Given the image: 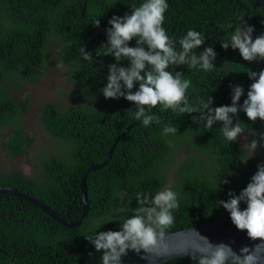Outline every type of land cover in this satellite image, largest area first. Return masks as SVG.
<instances>
[{
    "label": "trees",
    "instance_id": "16d2710c",
    "mask_svg": "<svg viewBox=\"0 0 264 264\" xmlns=\"http://www.w3.org/2000/svg\"><path fill=\"white\" fill-rule=\"evenodd\" d=\"M0 0V146L5 154H20L31 137L22 130L19 113L28 99L16 98L8 91L39 77L44 68L45 45L49 35L59 40V59L68 65L67 78L75 83L74 95L79 99L65 108L52 101L43 104L40 122L52 136L70 143L68 155H51L42 161L39 178L22 174L15 169L0 172V184L15 186L41 199L55 212L74 219L80 211L78 179L89 162H98L114 135L134 120L127 110L135 105L125 100L105 99L100 89L107 83L108 65L116 63L103 53L107 43L105 29L108 20L131 14L143 0ZM251 0H166L162 27L176 42L188 30L206 36L198 55L211 45L216 52L215 67L208 72L199 67L170 65L168 71L181 72L182 79L191 81L186 91L190 104L210 95L212 107L231 104V87L242 86L246 99L248 72L259 73L264 61H244L238 50H224L220 42L230 37L239 18L254 27L253 39L264 34V0L254 6ZM247 9V10H244ZM100 20L94 27L92 21ZM232 27L229 28L228 25ZM129 46H136L135 38ZM80 47L92 54L94 62L85 61ZM122 60L120 66L128 67ZM138 85H134L135 91ZM160 117L159 124L145 127L134 120L119 136L105 164L85 176L88 211L84 220L65 227L45 215L26 200L0 193V264H102L97 252L84 236L95 232L119 230L123 219L134 214L138 207L137 193L160 191L163 183L161 167L168 163L171 143L192 134V151L174 162V180L168 187L178 194L177 209L172 210L174 222L156 231L174 229L203 222H222L234 226L229 213L217 205L228 200L229 192L239 195L264 164V147H257L256 157L245 160L238 140L226 142L222 125L217 122L207 131L204 122L195 123L193 114L178 115L157 105L151 109ZM244 131H252V139L264 133V121H249L241 111L234 118ZM169 124L177 128L175 134L163 133ZM7 127L2 135V129ZM146 142L147 144H144ZM152 142V143H149ZM125 163V164H124ZM223 178L228 183H223ZM241 208L246 204L241 202ZM22 219V220H19ZM28 219L29 222L23 221ZM198 257L171 256L157 264H197Z\"/></svg>",
    "mask_w": 264,
    "mask_h": 264
},
{
    "label": "clouds",
    "instance_id": "9594fccd",
    "mask_svg": "<svg viewBox=\"0 0 264 264\" xmlns=\"http://www.w3.org/2000/svg\"><path fill=\"white\" fill-rule=\"evenodd\" d=\"M168 9L166 0H143L139 7L131 10V14L113 16L108 20L110 27L105 29L107 43L106 50L99 55H110L116 63L108 65L107 83L100 89L105 99L125 100L135 105L134 110H127L132 118L142 121L145 127L151 123L159 124L160 117L151 113L157 105L163 110H171L178 115L193 114L195 123L204 122L205 131L211 129L219 122L221 132L226 142H235L244 132L234 118L243 112L249 121L257 119L264 121V69L259 73L249 71L247 74L253 82L249 85L246 99L239 103L244 94L242 86L231 87V104L212 107L213 97H201L196 104H190L186 91L191 86V81L182 79L181 72L175 74L168 71L170 65L189 68L199 67L205 72L211 71L215 65L216 52L209 45L204 47L198 55L197 48L205 42L206 36L195 30H188L178 43L177 50L173 40L162 27L164 13ZM94 27L100 26V20L92 21ZM232 27L231 24L228 25ZM254 27L247 24L244 16L239 18V25L230 37L220 42L224 50L229 48L238 50L244 61H264V34L253 39ZM135 38L136 46H129ZM83 60L94 62L92 54L84 47L79 49ZM122 60L129 61L128 67L120 66ZM134 85H138L132 91ZM176 127L165 124L163 133L175 134ZM252 153L257 147H264V133L259 139L253 138L249 142ZM223 183H228L225 179ZM228 200H218L217 205L229 213L231 223L239 231H245L250 240L264 242V164L257 166V171L250 182L242 189L239 195L228 193ZM138 207L134 214L123 219L119 230L95 232L84 236L93 245L97 252H101L102 264H121L123 256L129 251L141 254L142 259H148L150 264L162 256L169 254L165 245L161 244L156 229L164 228L174 222L172 210L179 207L178 194L165 188L152 195L151 193H137ZM246 207L241 210L240 204ZM204 245L192 249H184L178 254L189 255L196 259L197 264H260L257 255L261 245L253 248L242 247L239 252L233 250L230 244L212 243L201 236Z\"/></svg>",
    "mask_w": 264,
    "mask_h": 264
},
{
    "label": "rangeland",
    "instance_id": "374dc122",
    "mask_svg": "<svg viewBox=\"0 0 264 264\" xmlns=\"http://www.w3.org/2000/svg\"><path fill=\"white\" fill-rule=\"evenodd\" d=\"M58 50V38L49 35L45 45L42 74L34 80L22 81L19 87L8 89L16 98L26 97L28 99L26 109L20 112L19 116L22 120V130L31 137V141L22 153L15 155L5 154L0 146V172L15 169L22 174L39 178L42 174L40 168L44 159L55 154L63 156L69 153L70 143L50 135L40 122V110L45 102L52 101L59 108H65L73 103L74 99H79L73 94L75 83L67 78L68 65L59 59ZM6 129L7 127L2 129L1 137H4ZM252 135V131H244L237 139L244 151L245 160L256 157L257 150L252 153L248 146ZM195 141L194 136L189 134L182 140L171 143L167 155L169 162L164 164L160 170L163 178L160 191L168 188L173 182L174 162L181 160L187 150L192 151Z\"/></svg>",
    "mask_w": 264,
    "mask_h": 264
},
{
    "label": "water",
    "instance_id": "95a60500",
    "mask_svg": "<svg viewBox=\"0 0 264 264\" xmlns=\"http://www.w3.org/2000/svg\"><path fill=\"white\" fill-rule=\"evenodd\" d=\"M258 1L259 0H251L249 3L251 6H254L255 3H257ZM84 3L85 0H82L80 4V13H82V10L84 8ZM244 10L247 9L244 8ZM133 122L134 121L128 122L116 135L113 136L111 143L108 145L104 155L98 162H89L87 166L84 168V170L81 172L78 179L80 211L74 219L65 218L61 214L55 212L41 199L15 186L0 184V193H6L28 201L29 203L33 204L36 208L40 209L45 215L54 219L58 224L62 226L74 227L80 224L84 220L88 211V201L86 197V186H85L86 174L91 170L106 163L119 136L125 133ZM23 221L29 222L28 219H24ZM157 233H162L161 235H159L158 238L161 244L167 247L169 254L157 259L155 261V264L171 256H176V255H180L183 257L189 256L178 253L184 249H188L189 251H191L192 249L203 246L204 241L201 239V236L206 237L212 243L223 242L225 244H230L233 250L237 252H239V250L242 247L247 246L249 248H253L255 245L259 244L261 245V247L258 249L257 255L260 256V264H264V242H261L259 240L256 241L250 240L247 237L245 231H239L235 228V226L226 225L222 222L212 221V222L197 223L188 226H180L174 229L161 230V231H157ZM142 255L143 253L138 255L132 251H129L127 255L122 257L121 264H150L148 259L141 258Z\"/></svg>",
    "mask_w": 264,
    "mask_h": 264
},
{
    "label": "flooded vegetation",
    "instance_id": "af4514ba",
    "mask_svg": "<svg viewBox=\"0 0 264 264\" xmlns=\"http://www.w3.org/2000/svg\"><path fill=\"white\" fill-rule=\"evenodd\" d=\"M132 121H134V120H132ZM132 121H131V122H132ZM149 143H152V142H149ZM144 144H147V143H146V142H144Z\"/></svg>",
    "mask_w": 264,
    "mask_h": 264
}]
</instances>
